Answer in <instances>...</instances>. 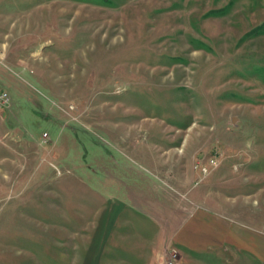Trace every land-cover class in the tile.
<instances>
[{
	"label": "rangeland",
	"instance_id": "1",
	"mask_svg": "<svg viewBox=\"0 0 264 264\" xmlns=\"http://www.w3.org/2000/svg\"><path fill=\"white\" fill-rule=\"evenodd\" d=\"M0 38V264H94L113 201L264 245V0H0Z\"/></svg>",
	"mask_w": 264,
	"mask_h": 264
},
{
	"label": "crops",
	"instance_id": "2",
	"mask_svg": "<svg viewBox=\"0 0 264 264\" xmlns=\"http://www.w3.org/2000/svg\"><path fill=\"white\" fill-rule=\"evenodd\" d=\"M5 40L0 38V61L8 54ZM9 58L12 57L9 55ZM14 59L22 60L17 56H14ZM0 89L4 90L1 86ZM168 203L169 205L173 203L178 205L176 206L178 215L182 211L183 214L187 212L184 216L188 218L205 217L204 210H199L198 213L192 210L190 213L188 207L181 209L179 200H176L175 196L169 197ZM126 207H129V210L132 209L127 204L113 201L111 206L101 208L102 213H100L91 235L90 248H94L92 257L94 264H167L169 259L167 253L171 249L177 253V257L171 261V264H212L197 254L216 249L223 252L246 247L253 254L264 253V245H260L259 235L252 230L221 227L220 231L212 232L210 229L202 227L201 223L196 220L191 222L190 225L193 227H188L186 233L181 232L178 228L173 230L163 226L149 229V227L135 224L130 219L141 216L148 219L149 216L136 209H133L135 214L131 213L128 216L129 210L124 211ZM180 244H183L184 247H180ZM224 260L227 261L226 258ZM229 264L244 263L237 258L232 259Z\"/></svg>",
	"mask_w": 264,
	"mask_h": 264
},
{
	"label": "built area",
	"instance_id": "3",
	"mask_svg": "<svg viewBox=\"0 0 264 264\" xmlns=\"http://www.w3.org/2000/svg\"><path fill=\"white\" fill-rule=\"evenodd\" d=\"M8 102V96L6 94V92L2 89H0V108L5 107L7 105ZM174 250L171 249V256L173 254ZM167 264H171L170 260H167Z\"/></svg>",
	"mask_w": 264,
	"mask_h": 264
}]
</instances>
